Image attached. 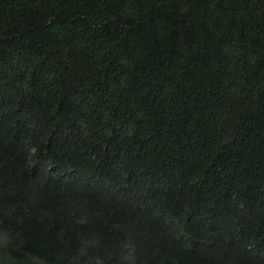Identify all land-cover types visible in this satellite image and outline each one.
Segmentation results:
<instances>
[{
    "label": "trees",
    "instance_id": "1",
    "mask_svg": "<svg viewBox=\"0 0 264 264\" xmlns=\"http://www.w3.org/2000/svg\"><path fill=\"white\" fill-rule=\"evenodd\" d=\"M0 264H264V0H0Z\"/></svg>",
    "mask_w": 264,
    "mask_h": 264
}]
</instances>
